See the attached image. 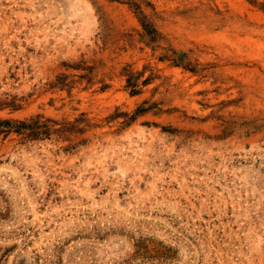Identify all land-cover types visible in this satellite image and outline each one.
Wrapping results in <instances>:
<instances>
[{"label":"rangeland","instance_id":"obj_1","mask_svg":"<svg viewBox=\"0 0 264 264\" xmlns=\"http://www.w3.org/2000/svg\"><path fill=\"white\" fill-rule=\"evenodd\" d=\"M0 264H264V0H0Z\"/></svg>","mask_w":264,"mask_h":264},{"label":"trees","instance_id":"obj_2","mask_svg":"<svg viewBox=\"0 0 264 264\" xmlns=\"http://www.w3.org/2000/svg\"><path fill=\"white\" fill-rule=\"evenodd\" d=\"M138 8L139 5H138ZM145 16L143 19L141 18V23L143 25V28L146 32V34H153L156 33L157 30L155 27H153L151 24L147 23ZM153 36V35H152ZM154 37V36H153ZM174 62L177 65L184 64L183 57H179L177 60H174ZM187 67V65H185ZM128 87H131V94H136L139 91L135 88L136 84L133 81V74L128 75ZM147 108L139 106L135 112L130 115L128 123L132 121L136 116L145 113ZM111 118H114L115 115L110 116ZM43 118L42 115H37L35 117H31L29 121L19 120L17 121V132L19 134H24L26 138L29 139H40L42 137H48L52 133H60V134H73V133H84L87 130V127H93V124L89 123V118H87V113L82 112L79 117L75 118L73 121L63 120V121H57L55 119L46 118L45 120H41ZM5 124H12L15 122L12 121H3ZM83 124V126H81ZM59 125V127H56Z\"/></svg>","mask_w":264,"mask_h":264}]
</instances>
